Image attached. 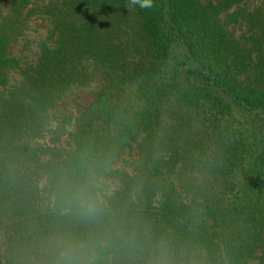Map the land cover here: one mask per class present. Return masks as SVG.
<instances>
[{"label": "trees", "instance_id": "obj_1", "mask_svg": "<svg viewBox=\"0 0 264 264\" xmlns=\"http://www.w3.org/2000/svg\"><path fill=\"white\" fill-rule=\"evenodd\" d=\"M127 6L0 0V264H264V0Z\"/></svg>", "mask_w": 264, "mask_h": 264}, {"label": "rangeland", "instance_id": "obj_2", "mask_svg": "<svg viewBox=\"0 0 264 264\" xmlns=\"http://www.w3.org/2000/svg\"><path fill=\"white\" fill-rule=\"evenodd\" d=\"M36 27V30L28 29L23 38L25 39H37L40 36L44 35L46 29L49 27V22L47 19L42 18L40 20L33 19L31 23V27ZM29 39V40H30ZM24 39H19L16 43L11 45V51L16 52L21 56L22 61L32 60L36 56V44L34 41H30L28 44L30 46L29 50H21L20 48H24L22 42ZM95 89V84L92 83L88 86H77L71 87L69 93H67L62 103L59 106L60 112H71L72 114H76L83 105H86L93 98V90ZM119 159H117L118 162Z\"/></svg>", "mask_w": 264, "mask_h": 264}, {"label": "clouds", "instance_id": "obj_3", "mask_svg": "<svg viewBox=\"0 0 264 264\" xmlns=\"http://www.w3.org/2000/svg\"><path fill=\"white\" fill-rule=\"evenodd\" d=\"M129 9L139 7L141 10H149L154 7V0H128ZM81 207L83 210L92 214L96 211L95 205L90 201L86 193H81L80 195Z\"/></svg>", "mask_w": 264, "mask_h": 264}]
</instances>
